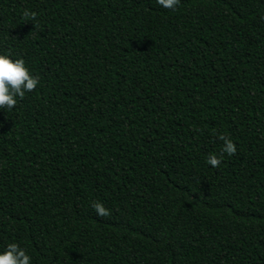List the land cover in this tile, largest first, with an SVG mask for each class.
Instances as JSON below:
<instances>
[{
    "label": "trees",
    "instance_id": "trees-1",
    "mask_svg": "<svg viewBox=\"0 0 264 264\" xmlns=\"http://www.w3.org/2000/svg\"><path fill=\"white\" fill-rule=\"evenodd\" d=\"M0 54L40 81L0 109V253L264 264V0H0Z\"/></svg>",
    "mask_w": 264,
    "mask_h": 264
},
{
    "label": "clouds",
    "instance_id": "clouds-1",
    "mask_svg": "<svg viewBox=\"0 0 264 264\" xmlns=\"http://www.w3.org/2000/svg\"><path fill=\"white\" fill-rule=\"evenodd\" d=\"M157 3L163 8L174 10L180 4V0H157ZM23 15L25 19L32 20L37 16L35 12L28 10H25ZM39 83V77L32 75L24 59H12L9 55L0 54V109H13L17 104L16 98L23 99L25 93L34 91ZM218 138L223 142L221 157L209 154L206 158V162L212 167L220 166L224 153L232 156L237 151L236 144L231 138L223 134ZM92 207L98 217L111 215L110 210L99 201H93ZM30 260L26 251L16 243L8 244L6 250L0 253V264H30Z\"/></svg>",
    "mask_w": 264,
    "mask_h": 264
}]
</instances>
